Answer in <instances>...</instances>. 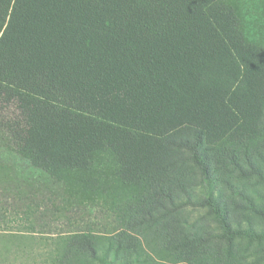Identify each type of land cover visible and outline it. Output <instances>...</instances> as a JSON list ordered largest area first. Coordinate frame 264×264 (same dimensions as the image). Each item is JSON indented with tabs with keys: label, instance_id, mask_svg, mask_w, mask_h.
<instances>
[{
	"label": "trees",
	"instance_id": "1",
	"mask_svg": "<svg viewBox=\"0 0 264 264\" xmlns=\"http://www.w3.org/2000/svg\"><path fill=\"white\" fill-rule=\"evenodd\" d=\"M256 7L0 0V209L11 197L31 229L41 207L71 210L72 192L84 191L73 174L103 152L120 180L141 185L133 232L69 231L48 249L49 264H198L218 243L264 241V229L229 222L207 163L264 112V39L247 18ZM189 164L196 189L174 171Z\"/></svg>",
	"mask_w": 264,
	"mask_h": 264
},
{
	"label": "rangeland",
	"instance_id": "2",
	"mask_svg": "<svg viewBox=\"0 0 264 264\" xmlns=\"http://www.w3.org/2000/svg\"><path fill=\"white\" fill-rule=\"evenodd\" d=\"M244 4L250 9L257 6L258 14L247 17L249 32L254 38L264 39V0H244ZM207 163L214 193L229 222L264 229V112L253 132L229 136L221 140L215 150L208 151ZM115 171L114 157L107 152L98 154L88 171L73 174L82 183L79 189L84 191L72 192L68 206L71 210L52 214L49 205L46 210L41 207L42 213L32 229L28 227L31 216L24 218L19 210L16 212L11 206V197L2 199V203L9 199L10 205H3L5 211L0 209V264H49L46 260L48 249L69 231L87 229L102 236L119 230L132 231L130 224L133 222L137 226L144 217L129 207L136 205L141 185L120 180ZM174 171L182 173L185 183L196 189L198 171L194 165L176 166ZM174 188L175 179L171 189ZM102 190L107 191L99 194ZM202 228L206 226L197 227L198 230ZM229 244L218 243L217 255L202 251L200 255L204 257L198 264H264V241L240 238ZM227 245L229 247L225 248ZM198 249L201 250L200 245ZM163 256L153 254L159 261L164 260Z\"/></svg>",
	"mask_w": 264,
	"mask_h": 264
}]
</instances>
